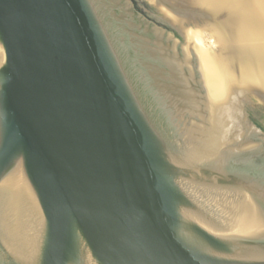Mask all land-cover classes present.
I'll list each match as a JSON object with an SVG mask.
<instances>
[{
  "label": "water",
  "instance_id": "water-1",
  "mask_svg": "<svg viewBox=\"0 0 264 264\" xmlns=\"http://www.w3.org/2000/svg\"><path fill=\"white\" fill-rule=\"evenodd\" d=\"M0 264H264V0H0Z\"/></svg>",
  "mask_w": 264,
  "mask_h": 264
},
{
  "label": "rangeland",
  "instance_id": "rangeland-1",
  "mask_svg": "<svg viewBox=\"0 0 264 264\" xmlns=\"http://www.w3.org/2000/svg\"><path fill=\"white\" fill-rule=\"evenodd\" d=\"M197 33H198V35L201 36V33L199 31ZM203 34L204 35H202L199 38V40H200L199 42H200L201 46L204 47V48H206V47L207 48L208 47H214V42H213L214 40L211 39L209 32L206 31V30H204L203 31ZM189 45H191V42L190 41H189Z\"/></svg>",
  "mask_w": 264,
  "mask_h": 264
},
{
  "label": "bare ground",
  "instance_id": "bare-ground-1",
  "mask_svg": "<svg viewBox=\"0 0 264 264\" xmlns=\"http://www.w3.org/2000/svg\"><path fill=\"white\" fill-rule=\"evenodd\" d=\"M198 36L201 37L200 35H198ZM199 37H197L198 42L200 41V40H199ZM210 37H211L212 40H214L213 37H212L211 35H210ZM213 42L215 43V40H214ZM199 44H200V42H199ZM205 47H206V46H205ZM206 48H207V47H206ZM208 49H209V47L207 48V51H210V50H211V49H209V50H208ZM219 51H220V48H219L218 52H219ZM218 52H212V56H214V57L217 56L216 53H218Z\"/></svg>",
  "mask_w": 264,
  "mask_h": 264
},
{
  "label": "flooded vegetation",
  "instance_id": "flooded-vegetation-1",
  "mask_svg": "<svg viewBox=\"0 0 264 264\" xmlns=\"http://www.w3.org/2000/svg\"><path fill=\"white\" fill-rule=\"evenodd\" d=\"M145 4H147V3L145 2ZM148 6H149V5H148ZM149 10H150V13H152V10H153V9H152V8H149Z\"/></svg>",
  "mask_w": 264,
  "mask_h": 264
}]
</instances>
